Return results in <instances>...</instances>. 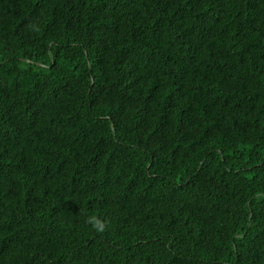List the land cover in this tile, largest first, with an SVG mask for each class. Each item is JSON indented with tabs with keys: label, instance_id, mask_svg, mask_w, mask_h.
I'll return each mask as SVG.
<instances>
[{
	"label": "trees",
	"instance_id": "16d2710c",
	"mask_svg": "<svg viewBox=\"0 0 264 264\" xmlns=\"http://www.w3.org/2000/svg\"><path fill=\"white\" fill-rule=\"evenodd\" d=\"M0 264H264V0H0Z\"/></svg>",
	"mask_w": 264,
	"mask_h": 264
},
{
	"label": "clouds",
	"instance_id": "9594fccd",
	"mask_svg": "<svg viewBox=\"0 0 264 264\" xmlns=\"http://www.w3.org/2000/svg\"><path fill=\"white\" fill-rule=\"evenodd\" d=\"M86 223L91 224V226L96 229L97 231H104L105 230V226L100 223V221L95 217V216H89L87 217Z\"/></svg>",
	"mask_w": 264,
	"mask_h": 264
}]
</instances>
